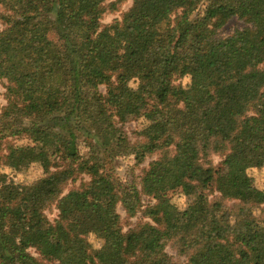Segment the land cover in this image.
<instances>
[{
	"label": "trees",
	"instance_id": "trees-1",
	"mask_svg": "<svg viewBox=\"0 0 264 264\" xmlns=\"http://www.w3.org/2000/svg\"><path fill=\"white\" fill-rule=\"evenodd\" d=\"M125 1L0 0V165L45 174H0V264H179L170 245L183 264H264V192L241 178L264 166V0H134L104 24ZM235 17L247 25L221 35ZM142 117L132 142L125 124ZM212 153L228 165L210 181L220 197L196 191L165 218L166 189L194 185ZM121 156L156 157L122 178ZM119 205L153 237L125 232Z\"/></svg>",
	"mask_w": 264,
	"mask_h": 264
},
{
	"label": "rangeland",
	"instance_id": "rangeland-1",
	"mask_svg": "<svg viewBox=\"0 0 264 264\" xmlns=\"http://www.w3.org/2000/svg\"><path fill=\"white\" fill-rule=\"evenodd\" d=\"M133 3L134 0H127L120 6L119 10L114 12H107L103 16V20H102L103 23L107 25H113L115 27L117 20L122 19L124 13L127 12L132 7ZM246 25L247 24L244 21L235 17L228 21V23L220 30V33L223 36H228L232 34L235 31V29L243 28ZM51 37L53 39H57V35L55 33H51ZM189 82H191V76H185L176 82V84L182 86L183 88V90L179 91L180 93L184 91V88ZM131 83H134V81L132 80ZM5 84H6V79L1 77L0 102L2 104L6 103V100L4 98V93L6 90ZM145 123L146 120L142 117L136 120L129 121L125 124V129L132 142H135L137 140L138 138L137 133L141 130V128L144 126ZM19 142L22 143L24 142V140H20ZM2 147L3 146H0V148ZM155 157L150 159L148 158L144 163H142L139 166H133L135 168H130V166L134 164L133 157L121 156L118 157L116 160H114V167L118 176L122 178H126V175L129 171L134 172V174L136 175L139 174L141 168L143 166H147L148 163ZM209 162L210 163L208 164L207 170L204 173L203 177L199 179L196 183H194V185L188 188L184 187L183 185H173L170 186L168 189H166V198L164 199V201H162L163 214L165 218H167L168 220H172L176 214V211H182L185 208H187V206L193 199L194 193L196 191L198 193L207 194V199L210 202H213V200L220 197L221 194L213 189L210 181L211 178H213V176H215L216 174L226 171L228 165L225 162V156L219 155L217 153H212L210 155ZM0 174H6L9 180H12L17 184H30L44 177L45 175L44 170L42 169L41 165L38 162H33L27 168H22L21 170H17L2 164L0 165ZM241 178H246L247 180L252 179L253 188H255L258 191L264 192V166L249 168ZM88 179L89 176L84 174L75 182L69 181L64 189V194L69 192L71 189L77 188L78 186H80L83 180L86 181ZM142 201L144 207L148 205H152L156 202L155 199H152L147 196H143ZM238 203L239 200L237 199L227 200V204L231 208H236ZM262 208H264V204H262L259 207H253V213L257 216L261 215L262 213H264V210L262 211ZM118 212L121 214L123 230L131 235H135L133 236V238L138 237V238L150 239L153 237L154 232L149 228L141 232L137 231L141 227L140 225H144L147 223L153 224L151 218L144 215L142 211H139L136 214V216L129 217L126 211L124 210V208L121 205H119ZM46 215L52 221L56 219L58 216V210L56 206L52 205L51 208H48L46 210ZM90 240L94 246H98L101 239L96 235H91ZM166 250L169 254L176 257V260L179 264L184 263L185 257H179L178 255H176L174 247L170 245L166 248Z\"/></svg>",
	"mask_w": 264,
	"mask_h": 264
}]
</instances>
